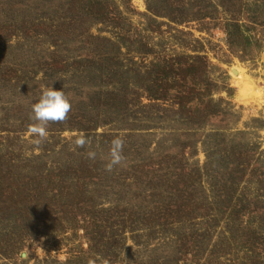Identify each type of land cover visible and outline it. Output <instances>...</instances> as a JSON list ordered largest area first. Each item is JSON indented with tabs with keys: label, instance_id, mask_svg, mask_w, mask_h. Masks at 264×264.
Listing matches in <instances>:
<instances>
[{
	"label": "rangeland",
	"instance_id": "1",
	"mask_svg": "<svg viewBox=\"0 0 264 264\" xmlns=\"http://www.w3.org/2000/svg\"><path fill=\"white\" fill-rule=\"evenodd\" d=\"M26 1L41 21L0 0V264H263L264 0ZM120 81L129 111L103 124ZM51 84L70 109L34 145L31 103ZM228 197L248 203L238 220Z\"/></svg>",
	"mask_w": 264,
	"mask_h": 264
},
{
	"label": "trees",
	"instance_id": "2",
	"mask_svg": "<svg viewBox=\"0 0 264 264\" xmlns=\"http://www.w3.org/2000/svg\"><path fill=\"white\" fill-rule=\"evenodd\" d=\"M7 2V4L5 5L7 8H9V11L10 12H16L15 10H18L19 12H21L22 14H18L17 15V19H20V16L22 15V17H25V14H26V12L28 11V12H32V15H34V16H30V15H28V19H29V22H31V21H41V19L40 18H42V13H41V10L43 11V13H46L45 12V10H47V9H44V6L42 7V9L41 10H39V8L37 9V5H35V4H32V3H29V1L27 2L26 0H6ZM56 1V0H55ZM66 2H69L68 0H65ZM53 2H54V0H53ZM96 3H98L99 1H95ZM95 2H93V0L89 3V1H88V5L87 6H85L84 8H83V12H85V14L86 13H90L91 11H92V8H93V4H95ZM149 7L151 8V9H153L154 10V6L153 5H151L150 3H149ZM28 9V10H27ZM55 12L57 11V9H55L54 10ZM156 9L154 10V12L156 13ZM11 15V14H10ZM10 15H8V16H10ZM14 16V15H13ZM21 17V18H22ZM53 17H55V15H54V13H53ZM62 18H65V20H67V18H69V16H65V17H62ZM55 20V19H54ZM53 20V21H54ZM18 22H24V20L23 19H20V21H18ZM13 23H16V22H13ZM12 25H14V24H12ZM59 29V31H60V28L57 26V28L55 29V32L57 33V32H59V31H56V30H58ZM90 37H88V36H86V38H87V40H89V38H92V40H97L99 37L98 36H95V35H92V34H90L89 35ZM100 36V35H99ZM101 37V36H100ZM7 40V42L5 43V45H6V47H10V49H12L11 48V45H10V43H8V42H10L9 40L10 39H6ZM91 40V39H90ZM56 41V40H55ZM81 41V40H80ZM69 42L72 44V46H74L77 42H78V40H76V39H69ZM103 43L102 44H107V43H104V41H102ZM107 42H109L108 44L110 45V44H112L111 46H113V42L112 41H107ZM55 43H57V42H55ZM77 48V47H76ZM113 50H115V48L113 47ZM60 51V49L58 50V52ZM115 57H116V54L113 52V51H109V55H107V58H114L115 59ZM0 59H1V57H0ZM73 61H75V62H77L78 63V66H77V70H79V72L80 73H83V74H86V72H88V70L86 69L87 67H85L86 66V64L88 65V63H92V62H95L93 59H90V58H87V57H81V58H71ZM80 61V62H79ZM195 66H192V67H190V68H188L186 71L187 72H189V73H195ZM85 71V72H84ZM116 73V72H115ZM6 79V78H5ZM5 81V80H4ZM6 81H7V79H6ZM128 85V82H126V81H120V83H117V84H115V86H116V91H117V93H116V96H118L119 98L118 99H115V103H113V104H111V106H110V108L107 110H105V111H107L106 113H105V115H106V117H105V120L103 121V124H107V123H111V121H113L114 123H116V121L118 120V118L122 115V114H124V113H126V112H128L129 110L127 109V107H128V104H127V100L126 99H124L123 97H122V94H123V90H122V88H120L119 86H127ZM148 90H150L151 92H150V96L152 97V98H154V99H159L160 98V95H158V93H157V91H156V89L154 88V87H151V86H148V88H147ZM156 91V92H155ZM183 96V95H182ZM181 96V97H182ZM188 97H190V96H188ZM188 100H190V98L188 99ZM183 107V108H182ZM181 108H182V110L183 109H185L184 108V106H181ZM215 108H216V105L214 104V102H212V100L211 101H208V103L207 104H205V106L203 107V108H196V111H200V112H203V111H209V110H215ZM208 113V112H207ZM210 113V112H209ZM198 115V114H197ZM195 119H196V112H192L191 114H187L186 115V117H185V123H187V124H191L192 122H194L195 121ZM100 121H98V122H95L94 124H92V126H88L87 128H84L85 130H88L89 131V129H95L97 126H98V124L100 125V123H99ZM102 124V125H103ZM85 125H88V123L86 122L85 124H84V126ZM83 126V127H84ZM133 127H135V126H133ZM131 130H133L134 128H130ZM222 152V151H221ZM233 152V151H232ZM226 155V158H228L229 156H231V152L229 153V151L227 152V154H225ZM228 160H229V158H228ZM229 162V163H228ZM226 164H231V161L229 160ZM234 161H232V163H233ZM236 169H238V167L236 168ZM241 171H245V169H243V170H241ZM228 177L231 179V171H229L228 172ZM222 179H223V181H224V183L225 184H228L227 182H231V180H229L228 178H223L222 177ZM263 185H262V188L264 189V182L262 183ZM226 186V185H225ZM229 199L228 200H226V201H222L221 203V205H219V206H217L218 207V209L220 210V211H223V208H225V211L227 212V215H228V219H230L231 220V218H235L236 220H238L239 218H240V216H241V214L242 213H244V210L245 209H248L249 208V206H248V203L247 204H245L242 200H235V202H234V205H232L231 206V197H228ZM182 205V206H181ZM181 207H179V208H177L176 210H174L173 209V212H174V216H172V217H175L178 213H180L181 211H185V208L183 207V206H186V209H187V206H190L188 203L187 204H185L183 201L181 202ZM261 206H258V208H255V210L257 209V213H259V215L257 216L258 218L257 219H259L258 221H260V223H261V225L262 224H264V207L262 206L261 208H260ZM103 211H105V212H107V209H102ZM224 212V211H223ZM178 216H180V214H178ZM182 220H185V218L187 219V217H185V216H182V217H180ZM106 219H108V218H106ZM180 219V220H181ZM232 219V220H233ZM95 223H97V225L99 226V225H101V223L99 222L98 223V221H97V219L96 218H94V220H93ZM228 223H231V221L230 222H228ZM248 247H252V249H254V250H256L257 249V247L255 246V245H250V246H248ZM263 248H264V244H263ZM264 250V249H263ZM263 264H264V256H263V262H262ZM254 264H256V262L254 263Z\"/></svg>",
	"mask_w": 264,
	"mask_h": 264
},
{
	"label": "clouds",
	"instance_id": "3",
	"mask_svg": "<svg viewBox=\"0 0 264 264\" xmlns=\"http://www.w3.org/2000/svg\"><path fill=\"white\" fill-rule=\"evenodd\" d=\"M70 109L68 96L62 89H55L51 85L41 86L40 94L31 103L30 120L33 121L27 128V135L31 136L30 143L40 145L47 137V124L50 121H62ZM78 144H83L80 140ZM110 149L111 160L107 168L111 170L113 165L121 162V145L119 138L113 139ZM93 155L89 153V156Z\"/></svg>",
	"mask_w": 264,
	"mask_h": 264
}]
</instances>
